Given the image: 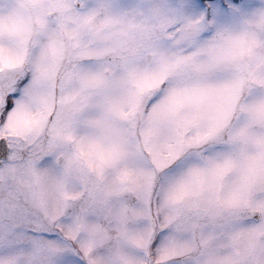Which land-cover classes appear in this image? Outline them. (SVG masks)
Masks as SVG:
<instances>
[{"label": "snow or ice", "instance_id": "1", "mask_svg": "<svg viewBox=\"0 0 264 264\" xmlns=\"http://www.w3.org/2000/svg\"><path fill=\"white\" fill-rule=\"evenodd\" d=\"M0 264H264V0H0Z\"/></svg>", "mask_w": 264, "mask_h": 264}]
</instances>
